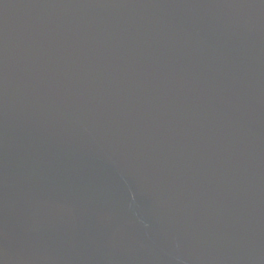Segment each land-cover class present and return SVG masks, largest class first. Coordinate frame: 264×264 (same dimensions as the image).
Segmentation results:
<instances>
[{"label": "water", "instance_id": "1", "mask_svg": "<svg viewBox=\"0 0 264 264\" xmlns=\"http://www.w3.org/2000/svg\"><path fill=\"white\" fill-rule=\"evenodd\" d=\"M0 254L264 264V0H0Z\"/></svg>", "mask_w": 264, "mask_h": 264}, {"label": "flooded vegetation", "instance_id": "2", "mask_svg": "<svg viewBox=\"0 0 264 264\" xmlns=\"http://www.w3.org/2000/svg\"><path fill=\"white\" fill-rule=\"evenodd\" d=\"M0 264H7L3 254H0ZM8 264H13V263H8ZM39 264H42V263H39ZM57 264H60V263H57Z\"/></svg>", "mask_w": 264, "mask_h": 264}]
</instances>
